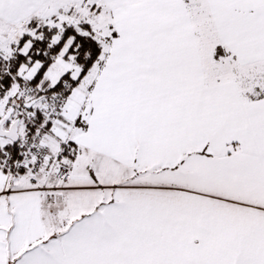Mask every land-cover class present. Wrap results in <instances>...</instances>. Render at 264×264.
<instances>
[{
    "label": "snow or ice",
    "instance_id": "1",
    "mask_svg": "<svg viewBox=\"0 0 264 264\" xmlns=\"http://www.w3.org/2000/svg\"><path fill=\"white\" fill-rule=\"evenodd\" d=\"M0 264H264V0H0Z\"/></svg>",
    "mask_w": 264,
    "mask_h": 264
}]
</instances>
